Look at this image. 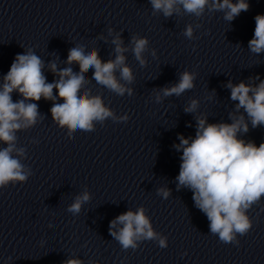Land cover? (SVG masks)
<instances>
[{
  "label": "clouds",
  "instance_id": "9594fccd",
  "mask_svg": "<svg viewBox=\"0 0 264 264\" xmlns=\"http://www.w3.org/2000/svg\"><path fill=\"white\" fill-rule=\"evenodd\" d=\"M150 3L154 11H162L165 17L179 12L176 5L182 6L189 14L200 16L209 5V0H150ZM248 8L249 3L246 0H237L235 3L232 0H211L210 10L224 11V19L232 21ZM254 19V35L249 40L248 47L259 54L264 51V14H258ZM192 33L193 28L189 25L184 35L191 39ZM132 39L135 58L143 65L145 61L142 53L146 50L148 40L135 36ZM112 43L116 46V57L107 62H102L95 49L85 54L82 46L71 48L66 63H77L79 72H73L71 67L57 71L56 64L50 63V70L59 76L52 83L47 82L42 71L43 61L31 49L15 57L3 77L4 83L0 89V142L7 145L0 149V187L6 186L10 181L24 182L30 175L12 155L14 151L18 155L24 154L23 149L15 147V133L37 122L39 111L36 102L42 97L53 101L50 109L52 119L61 128L67 127L71 137L74 130L92 131L94 120L103 121L112 116V112L103 106L99 96H90L88 91H80L85 84L84 74L90 68L94 70L93 78L98 84L118 95L122 96L125 91L131 95V89L122 86L115 75L119 70L122 80L129 83L133 80L123 55L127 49L122 47L123 41L119 34L113 38ZM122 65L125 66L121 67ZM194 80L195 73H181L178 83L161 89L163 96L181 95L194 87ZM227 87L231 89V99L238 101L236 112L239 113L243 108L248 120L246 121L243 114H230L231 123H207L206 118L198 117L196 136L191 144L189 139L179 136L180 143L175 145L177 151L183 150L176 179L178 187L185 186L193 190L192 199L196 207L206 215L210 232L218 235L222 243L235 242L238 245L239 241H234V234L243 236L249 232L252 223L246 213L264 197V142L257 146L253 141L238 138V133L248 132L249 121L253 128L264 126V80L256 86L244 82L233 85L229 82ZM54 89L56 96L53 95ZM14 90L18 91L22 99L13 101L11 93ZM57 99L63 103H57ZM159 99L158 95L157 101ZM197 106L198 101L192 100L185 112H195ZM159 194L167 198L169 192L162 188ZM88 200L89 195L85 192L76 197L67 210L74 215L78 214L82 203ZM117 225L123 227L113 231ZM109 233L125 250L135 249V242L140 239L158 238L161 248L167 246L166 238L158 237L153 231L142 207L136 212L129 210L117 216L110 222ZM64 264L83 262L69 259Z\"/></svg>",
  "mask_w": 264,
  "mask_h": 264
}]
</instances>
